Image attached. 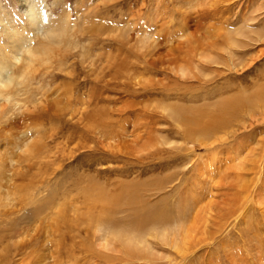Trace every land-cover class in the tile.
<instances>
[{"label":"rangeland","instance_id":"obj_1","mask_svg":"<svg viewBox=\"0 0 264 264\" xmlns=\"http://www.w3.org/2000/svg\"><path fill=\"white\" fill-rule=\"evenodd\" d=\"M0 70V264H264V0H0Z\"/></svg>","mask_w":264,"mask_h":264},{"label":"bare ground","instance_id":"obj_2","mask_svg":"<svg viewBox=\"0 0 264 264\" xmlns=\"http://www.w3.org/2000/svg\"><path fill=\"white\" fill-rule=\"evenodd\" d=\"M26 12H28L29 13V15H30V17L33 19V20H35V19H37L38 18V15L37 14H35V10H34V7H33V5L32 4H30L29 3V6L27 7V9H26ZM36 22H37V20H36ZM36 24H38V23H36ZM35 24V25H36ZM52 29V28H51ZM59 30V29H58ZM48 31H49V29H48ZM47 31V32H48ZM53 31H55V29H53ZM60 32V31H59ZM56 34V33H55ZM53 36H55V35H53ZM57 36V35H56ZM60 37V36H59ZM54 38V37H53ZM16 42V41H15ZM22 45V44H21ZM38 48V47H37ZM22 49V48H21ZM20 49V50H21ZM33 49V48H32ZM45 50H47L46 48H44ZM36 50L34 49V51L32 52L31 51V48L30 49H28V51H27V54H28V56L30 57H28L30 60H32V59H34V58H36ZM38 57V56H37ZM29 61V60H28ZM26 72H28V71H26ZM24 73V72H23ZM8 76V75H7ZM7 76H5L4 75V72H1V70H0V96H1V94L3 93V92H5V90L7 89V88H9V86H10V84L13 82L11 79H10V77L8 78ZM263 88H264V86H263ZM255 92H256V89H255ZM236 95V94H235ZM243 95V94H242ZM245 95V94H244ZM243 95V96H244ZM255 95H256V93H255ZM251 96V95H250ZM249 96V97H250ZM255 98H259L257 101H258V103H260V102H264V94L261 92L260 94H258L257 96H254ZM236 99V98H235ZM238 100H242V99H238ZM244 100V99H243ZM232 101V100H231ZM231 101L229 102V104L231 105ZM235 101H237V100H235ZM248 101V100H247ZM250 101V100H249ZM252 101V100H251ZM254 101V100H253ZM232 103H234V102H232ZM247 103V102H246ZM233 105H235V103L233 104ZM236 105H238V104H236ZM243 106V105H242ZM233 107H235V106H233ZM236 108H239V107H237L236 106ZM218 125V124H217ZM205 126V125H204ZM216 128V127H215ZM193 129V128H192ZM194 129H196V128H194ZM199 129L201 130V132H202V130L204 129L203 127L201 128H198L196 131L197 132H199ZM37 209V208H36ZM35 215V214H34ZM149 216H143V217H139L138 218V222H134L135 223V225L136 226H138V227H141V228H143V227H145L148 223L147 222H149V219H150V221L152 222L153 221V219L152 218H148ZM155 218H156V216H155ZM168 218V217H167ZM159 219L161 220V218L159 217ZM154 220H157V219H154ZM162 220H167L166 218H164V219H162ZM150 223V222H149ZM33 232H35V230H32ZM42 258V259H41ZM44 258L45 257H40V256H37L36 257V260H35V263H37L38 261H42V260H44Z\"/></svg>","mask_w":264,"mask_h":264}]
</instances>
